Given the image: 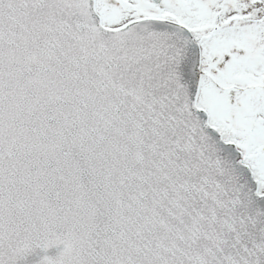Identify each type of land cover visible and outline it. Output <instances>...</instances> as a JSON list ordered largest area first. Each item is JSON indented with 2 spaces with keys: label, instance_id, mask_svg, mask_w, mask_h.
Returning <instances> with one entry per match:
<instances>
[{
  "label": "snow or ice",
  "instance_id": "1",
  "mask_svg": "<svg viewBox=\"0 0 264 264\" xmlns=\"http://www.w3.org/2000/svg\"><path fill=\"white\" fill-rule=\"evenodd\" d=\"M0 264H264V0H0Z\"/></svg>",
  "mask_w": 264,
  "mask_h": 264
}]
</instances>
